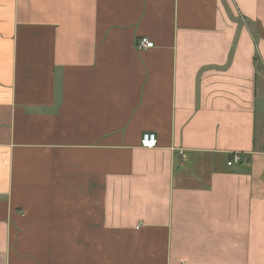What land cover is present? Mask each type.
Returning a JSON list of instances; mask_svg holds the SVG:
<instances>
[{"label":"crops","instance_id":"0c3cea01","mask_svg":"<svg viewBox=\"0 0 264 264\" xmlns=\"http://www.w3.org/2000/svg\"><path fill=\"white\" fill-rule=\"evenodd\" d=\"M0 264H264V0H0Z\"/></svg>","mask_w":264,"mask_h":264},{"label":"built area","instance_id":"2783aa9c","mask_svg":"<svg viewBox=\"0 0 264 264\" xmlns=\"http://www.w3.org/2000/svg\"><path fill=\"white\" fill-rule=\"evenodd\" d=\"M154 46V42L149 38H142L138 42L139 49L151 48ZM157 143V136L154 132H146L143 135L142 144L146 147H154ZM243 161V155L241 153L232 154L231 158L228 161V165H234L241 163Z\"/></svg>","mask_w":264,"mask_h":264}]
</instances>
